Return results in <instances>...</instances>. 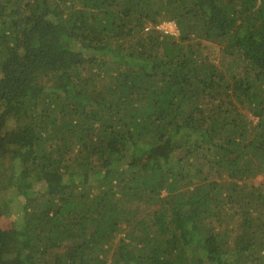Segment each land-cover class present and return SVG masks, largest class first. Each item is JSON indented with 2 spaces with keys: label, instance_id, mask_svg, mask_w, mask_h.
<instances>
[{
  "label": "trees",
  "instance_id": "obj_1",
  "mask_svg": "<svg viewBox=\"0 0 264 264\" xmlns=\"http://www.w3.org/2000/svg\"><path fill=\"white\" fill-rule=\"evenodd\" d=\"M2 173L0 264H264V0H0Z\"/></svg>",
  "mask_w": 264,
  "mask_h": 264
},
{
  "label": "rangeland",
  "instance_id": "obj_2",
  "mask_svg": "<svg viewBox=\"0 0 264 264\" xmlns=\"http://www.w3.org/2000/svg\"><path fill=\"white\" fill-rule=\"evenodd\" d=\"M157 30H160L161 32H163L164 34H170V35H173V34H176V28L174 23L173 22H170V21H162L161 23H159L156 27H155ZM158 28H161V29H158ZM220 61V59H218ZM5 178H7V175L6 173H2L0 174V179L1 180H4ZM259 181L262 180V177H260L258 179ZM20 201V200H19ZM24 200L21 199L20 202H23ZM15 213L17 214H14L13 216H9V217H6L5 218V221H8L7 225H10V226H13L15 224V222H17L21 215H22V211L19 209V211H16L15 209L13 210ZM20 212V215L18 214Z\"/></svg>",
  "mask_w": 264,
  "mask_h": 264
},
{
  "label": "built area",
  "instance_id": "obj_3",
  "mask_svg": "<svg viewBox=\"0 0 264 264\" xmlns=\"http://www.w3.org/2000/svg\"><path fill=\"white\" fill-rule=\"evenodd\" d=\"M175 25V24H174ZM175 27H176V25H175ZM147 29H149V28H147ZM158 29H161V28H158ZM176 32H177V29H176ZM166 34V33H165Z\"/></svg>",
  "mask_w": 264,
  "mask_h": 264
}]
</instances>
